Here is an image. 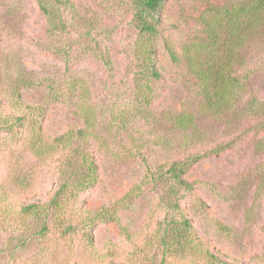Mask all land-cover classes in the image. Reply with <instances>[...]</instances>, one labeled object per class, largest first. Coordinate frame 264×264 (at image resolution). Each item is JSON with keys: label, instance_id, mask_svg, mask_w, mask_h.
<instances>
[{"label": "rangeland", "instance_id": "rangeland-1", "mask_svg": "<svg viewBox=\"0 0 264 264\" xmlns=\"http://www.w3.org/2000/svg\"><path fill=\"white\" fill-rule=\"evenodd\" d=\"M235 1L166 0L157 37L162 78L146 103L136 90L138 30L129 0H73L82 22L76 17L74 28L61 37L51 34L38 0H0V101L3 113L40 119L44 137L51 140L84 126L76 107L80 101L66 91L68 82L76 77L90 90L96 136L89 147L100 179L77 200L82 209L112 207L151 168L178 159L179 149L157 142L175 143L172 114L194 113L204 136L195 152L208 155L186 175L198 183L193 192H183L182 207L211 250L241 263L264 264V119L256 109V101L264 102V40L244 50L239 72L249 75L248 89L224 118L200 110L192 79L167 48L170 42L180 51L198 36L200 13L209 4ZM89 18L94 32L83 39L79 34ZM27 134L26 128L0 134V264H196L180 256L164 262L161 248L145 246L167 214L151 184L118 210L130 236L114 221L94 225L93 242L81 226L67 236L38 233L39 223L25 219L22 208L46 201L60 174L56 157L38 159L30 152ZM220 146L225 147L211 151Z\"/></svg>", "mask_w": 264, "mask_h": 264}, {"label": "trees", "instance_id": "trees-1", "mask_svg": "<svg viewBox=\"0 0 264 264\" xmlns=\"http://www.w3.org/2000/svg\"><path fill=\"white\" fill-rule=\"evenodd\" d=\"M38 3L47 17L51 34L56 37L70 33L76 17L82 22L73 0H38ZM129 3L138 30L134 46L136 66L139 68L136 71V90L142 100L149 103L153 98L154 84L162 78L158 66L157 37L166 0H129ZM199 22L200 33L195 39L184 44L180 51L170 42L167 48L172 60L182 63L186 74L192 79L200 110L224 118L235 112L239 97L248 89L249 75L240 73L239 68L244 63V50L253 41L264 40V0L209 4L200 13ZM84 23L85 31L79 36L87 39L94 32V19L89 18ZM54 48L60 53H68L58 46ZM102 57L108 66L112 65L108 54L102 53ZM66 91L76 101H80L76 107L84 126L70 129L51 140L44 137L40 119H28L27 114L3 113L0 101V134L4 131L21 134L26 128L28 134L24 143L34 156L44 160L56 157L60 174L58 188L46 201L31 202L22 208L25 219L33 218L39 223L38 233L46 235L56 232L60 236H67L79 231L81 226L89 241L93 242V226L98 222L114 221L130 236L120 222L118 210L127 207L146 185L151 184L159 193V203L167 214L157 222L145 246L161 248L164 262L180 256L196 264H245L211 250L182 207L183 192H193L198 183L186 175L196 162L208 155V152H195L196 146L204 142V136L192 112L183 110L170 116L178 134L176 144L167 139L157 142L166 148L179 149L182 154L178 159L151 168L139 184L117 199L110 208L105 205L85 209L75 206L80 195L99 181L100 169L89 147L96 136L91 92L76 77L68 82ZM256 103L257 113L264 119V102ZM29 108L37 109L34 106ZM224 147H216L211 151L217 153ZM205 206V202H202V208L205 209ZM108 264L128 263L111 261Z\"/></svg>", "mask_w": 264, "mask_h": 264}]
</instances>
